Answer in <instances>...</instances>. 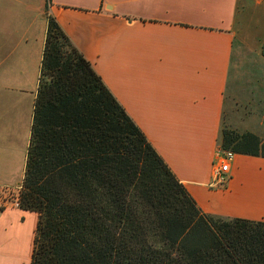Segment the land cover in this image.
I'll use <instances>...</instances> for the list:
<instances>
[{
    "label": "crops",
    "instance_id": "1",
    "mask_svg": "<svg viewBox=\"0 0 264 264\" xmlns=\"http://www.w3.org/2000/svg\"><path fill=\"white\" fill-rule=\"evenodd\" d=\"M243 4L0 0V187L15 188L23 177L51 15L203 212L264 221L263 157L231 153L223 182L211 183L224 155L218 135ZM3 197L0 264H28L37 215L1 206ZM29 219L30 240L18 236L10 253Z\"/></svg>",
    "mask_w": 264,
    "mask_h": 264
},
{
    "label": "trees",
    "instance_id": "2",
    "mask_svg": "<svg viewBox=\"0 0 264 264\" xmlns=\"http://www.w3.org/2000/svg\"><path fill=\"white\" fill-rule=\"evenodd\" d=\"M218 147L264 158L249 131ZM18 208L37 215L28 264H264V221L203 212L51 15Z\"/></svg>",
    "mask_w": 264,
    "mask_h": 264
},
{
    "label": "rangeland",
    "instance_id": "3",
    "mask_svg": "<svg viewBox=\"0 0 264 264\" xmlns=\"http://www.w3.org/2000/svg\"><path fill=\"white\" fill-rule=\"evenodd\" d=\"M237 16L241 24L235 34L221 127L238 133L253 132L264 138V58L259 52L264 39V0H245ZM31 227L32 219L18 227L10 247L17 244L18 236L30 240Z\"/></svg>",
    "mask_w": 264,
    "mask_h": 264
},
{
    "label": "built area",
    "instance_id": "4",
    "mask_svg": "<svg viewBox=\"0 0 264 264\" xmlns=\"http://www.w3.org/2000/svg\"><path fill=\"white\" fill-rule=\"evenodd\" d=\"M232 152L227 151L225 156L213 168L212 184H221L224 180V175L228 171V161L231 158ZM18 191L19 186L15 188H2L0 187V196H3L1 206L18 207Z\"/></svg>",
    "mask_w": 264,
    "mask_h": 264
}]
</instances>
